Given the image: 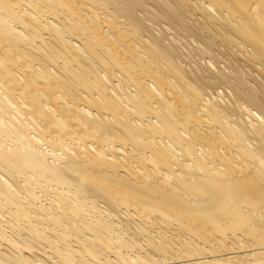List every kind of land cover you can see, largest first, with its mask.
I'll return each instance as SVG.
<instances>
[{
  "label": "bare ground",
  "instance_id": "6f19581e",
  "mask_svg": "<svg viewBox=\"0 0 264 264\" xmlns=\"http://www.w3.org/2000/svg\"><path fill=\"white\" fill-rule=\"evenodd\" d=\"M0 264H264V0H0Z\"/></svg>",
  "mask_w": 264,
  "mask_h": 264
}]
</instances>
